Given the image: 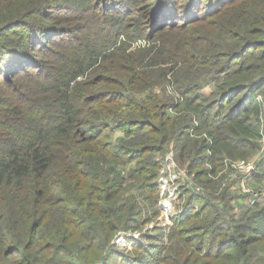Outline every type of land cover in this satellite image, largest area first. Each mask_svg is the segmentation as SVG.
Here are the masks:
<instances>
[{
	"label": "trees",
	"instance_id": "16d2710c",
	"mask_svg": "<svg viewBox=\"0 0 264 264\" xmlns=\"http://www.w3.org/2000/svg\"><path fill=\"white\" fill-rule=\"evenodd\" d=\"M133 3L0 0V264H264V205L238 217L226 191L223 208L189 197L151 244L127 254L110 245L142 221L128 183L158 194L152 154L172 146L179 165L207 166L197 179L216 187L227 161L252 157L262 138V0H158L143 12ZM142 39L160 45L128 52ZM155 70L158 83L174 71L178 102L135 97ZM116 130L128 137L119 146ZM132 162L128 180L117 169ZM263 177L264 161L254 173Z\"/></svg>",
	"mask_w": 264,
	"mask_h": 264
},
{
	"label": "rangeland",
	"instance_id": "374dc122",
	"mask_svg": "<svg viewBox=\"0 0 264 264\" xmlns=\"http://www.w3.org/2000/svg\"><path fill=\"white\" fill-rule=\"evenodd\" d=\"M157 1L158 0H134V3L130 5L132 9L138 12H143L151 8L152 5L154 6L157 4ZM249 3V6L252 7V1H249ZM262 9H264V0H262ZM136 11L133 12V15H136V18H138L139 14ZM234 32L239 31L235 30ZM179 36L181 35H178L177 38ZM9 39L11 38L6 39L3 37L4 41H8ZM155 45L158 47L160 42L158 40L153 42L150 41V39L137 40L130 42L128 52H135L140 49L147 50L149 48H154ZM182 66V61H178L177 65L173 66V69L178 73L182 70ZM174 71L167 75L165 82L159 83L158 81L164 80V78L161 77L160 71H156L154 85L144 92L133 94L135 97L141 99L156 96L157 98H160V100L166 101L170 97L173 99L175 98V102H178L176 90L172 85V81L174 82V80H172L171 75ZM84 79L85 78H79L78 81H82ZM213 90L214 85L207 83L204 85L203 93L209 95ZM259 97L264 100V88L258 94L257 102ZM261 109L262 118L260 120V135L261 132L264 131V109L262 106ZM119 112L121 114H126L127 109L123 108ZM180 114L172 109H169L168 111V116L170 118H175ZM194 123L197 125L198 122L195 120ZM193 133L194 132L192 131V134ZM127 140L128 137L122 131L116 130L110 135V142L114 146H119ZM175 155L176 153L172 146L168 147L164 152L154 153L151 155L153 161L158 165L156 173L158 194H155L151 200L147 198L148 195H144L142 190L139 189V186L143 184V181H133L129 179L130 171L138 168L136 162L128 163L119 170L117 169L122 176L131 180L129 183L127 182L128 185L125 198L137 202V205L140 209H142V221L139 226L135 230L121 231L112 239L110 245L116 248L118 252L122 254H127L128 252L130 253L134 251V246L138 243L145 245L151 244L152 240H149V237H154L165 232L169 233L170 228L173 226L174 217L183 213L185 204L192 195L206 197L209 200L216 202L219 208H223L221 196L226 191L225 194L228 196L231 194L235 196L232 206L234 205V207H236L238 217L244 210L254 208L257 204L260 206L264 205V177L261 181H257L254 178V173L257 172L261 162L264 161V139L261 138L258 144V150L252 155V157L238 161H227V164L219 175V179L217 178L214 180V183L217 182L216 187L212 185L205 186L201 180L197 179V169H204L207 168V166L195 167L193 169H189L187 166L183 167L178 164ZM250 163L254 164V170L252 171L251 167H249ZM167 202H170V206L165 209L162 206ZM154 204L155 208L153 209L151 205ZM199 206L200 205H197L195 207L199 208ZM258 253L259 255L264 256L263 249H259ZM90 261L91 262H82L78 260V263L102 264L100 261Z\"/></svg>",
	"mask_w": 264,
	"mask_h": 264
},
{
	"label": "built area",
	"instance_id": "2783aa9c",
	"mask_svg": "<svg viewBox=\"0 0 264 264\" xmlns=\"http://www.w3.org/2000/svg\"><path fill=\"white\" fill-rule=\"evenodd\" d=\"M258 102L264 109V100L261 97H259ZM261 137H262V139H264V131L261 132ZM249 167H251V171L254 170V164L253 163H250ZM169 206H170V202H167V203H164V205L162 207L167 209Z\"/></svg>",
	"mask_w": 264,
	"mask_h": 264
}]
</instances>
